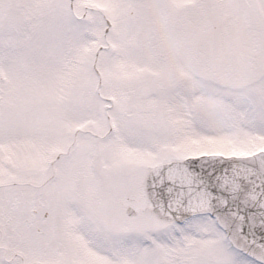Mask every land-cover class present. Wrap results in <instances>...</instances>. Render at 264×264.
Instances as JSON below:
<instances>
[{
  "label": "snow or ice",
  "instance_id": "snow-or-ice-1",
  "mask_svg": "<svg viewBox=\"0 0 264 264\" xmlns=\"http://www.w3.org/2000/svg\"><path fill=\"white\" fill-rule=\"evenodd\" d=\"M0 264H264V0H0Z\"/></svg>",
  "mask_w": 264,
  "mask_h": 264
}]
</instances>
